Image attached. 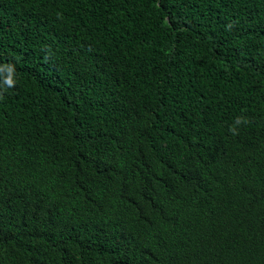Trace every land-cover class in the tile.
<instances>
[{"label":"trees","instance_id":"trees-1","mask_svg":"<svg viewBox=\"0 0 264 264\" xmlns=\"http://www.w3.org/2000/svg\"><path fill=\"white\" fill-rule=\"evenodd\" d=\"M0 264H264V0H0Z\"/></svg>","mask_w":264,"mask_h":264},{"label":"clouds","instance_id":"clouds-1","mask_svg":"<svg viewBox=\"0 0 264 264\" xmlns=\"http://www.w3.org/2000/svg\"><path fill=\"white\" fill-rule=\"evenodd\" d=\"M6 83L8 84L9 87L13 86V82L11 81V79L7 80ZM249 123V120L247 118H243V117H237L235 120V126L231 127L229 129V131L233 134V135H238V128L237 126L241 125V124H247Z\"/></svg>","mask_w":264,"mask_h":264},{"label":"bare ground","instance_id":"bare-ground-1","mask_svg":"<svg viewBox=\"0 0 264 264\" xmlns=\"http://www.w3.org/2000/svg\"><path fill=\"white\" fill-rule=\"evenodd\" d=\"M257 187V186H256ZM260 190V189H259ZM262 190V189H261ZM255 191V190H254ZM258 191V190H257ZM261 193V192H260ZM209 200V199H208ZM207 204V203H206ZM203 208V207H202ZM197 211V210H196ZM236 212V211H235ZM259 212V211H258ZM218 213V212H217ZM229 214V213H228ZM248 217V216H247ZM252 218V217H251ZM245 219V218H244ZM251 221H252V219H251ZM249 224V223H248ZM245 225V224H244ZM196 229V228H195ZM218 232V231H217ZM201 236V235H200ZM253 242V241H252ZM222 247V246H221ZM256 248V247H255ZM240 250V249H239ZM253 250H255V249H253ZM235 252V251H234ZM236 257V256H235ZM239 257H241L240 255H239ZM243 258V257H242ZM254 258V257H253ZM252 258V259H253ZM237 259V258H236ZM245 259V258H244ZM239 261V260H238ZM241 261V260H240ZM256 261V260H255ZM253 262V261H252ZM245 263V262H244Z\"/></svg>","mask_w":264,"mask_h":264}]
</instances>
